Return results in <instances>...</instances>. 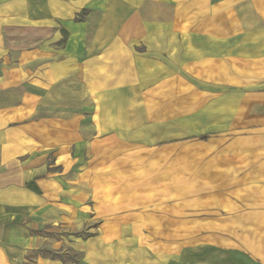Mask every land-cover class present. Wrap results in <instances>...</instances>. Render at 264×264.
<instances>
[{"label": "crops", "instance_id": "1", "mask_svg": "<svg viewBox=\"0 0 264 264\" xmlns=\"http://www.w3.org/2000/svg\"><path fill=\"white\" fill-rule=\"evenodd\" d=\"M181 121L188 259L264 264V0H0V264H179L143 209Z\"/></svg>", "mask_w": 264, "mask_h": 264}, {"label": "rangeland", "instance_id": "2", "mask_svg": "<svg viewBox=\"0 0 264 264\" xmlns=\"http://www.w3.org/2000/svg\"><path fill=\"white\" fill-rule=\"evenodd\" d=\"M180 118L185 121L186 116L181 115ZM180 123L175 122L174 125L165 123L163 127L165 140H177V142H174V145L170 147L172 149L164 150L163 177L161 180L158 178L157 189L149 187L148 204L143 209L148 214L144 231L147 233V239L152 241L150 246L153 249H158L156 245L160 243L165 244V249H168L171 243L176 242L181 245L185 256L183 260L180 259L179 264H203L202 253L200 255L190 254L191 260L188 259L187 253L190 226L192 228L194 226L201 227L203 223L202 177L189 176L188 144L187 140H184L187 137V128L182 121ZM172 130H178L179 133L172 134L170 133ZM177 157L179 160L175 161ZM173 158L174 161H172ZM176 168L179 170L178 176ZM62 233L68 234L66 231H62ZM53 237L56 235L51 234L48 238ZM192 242L194 241L192 240ZM60 256L67 263L78 259V256L68 247L63 248ZM227 259L229 260V258ZM169 264H173V262L169 261Z\"/></svg>", "mask_w": 264, "mask_h": 264}, {"label": "trees", "instance_id": "3", "mask_svg": "<svg viewBox=\"0 0 264 264\" xmlns=\"http://www.w3.org/2000/svg\"><path fill=\"white\" fill-rule=\"evenodd\" d=\"M204 138H205L204 136L200 137L201 140H204Z\"/></svg>", "mask_w": 264, "mask_h": 264}]
</instances>
